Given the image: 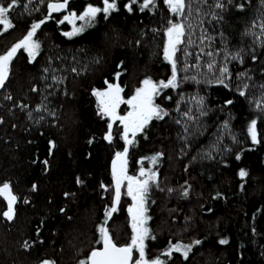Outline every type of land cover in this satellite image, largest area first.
I'll return each instance as SVG.
<instances>
[{"label": "trees", "instance_id": "trees-1", "mask_svg": "<svg viewBox=\"0 0 264 264\" xmlns=\"http://www.w3.org/2000/svg\"><path fill=\"white\" fill-rule=\"evenodd\" d=\"M49 1L20 0L10 13L14 27L0 26V54L18 42L17 29L26 31L23 23L45 19ZM128 2L117 0L118 11L107 18L98 14L92 26L69 37L64 33L73 24L59 23L64 12L79 15L88 4L103 7L102 0H69L63 13H52L37 31L36 59L21 49L12 61L0 89V186L9 182L18 199L9 221L2 215L7 200L0 195V264H79L101 245L97 227L115 194L110 161L126 143L118 121L112 141L105 138L110 120L98 114L93 90L106 87L105 81L115 83L118 71L125 100L146 78L170 79L165 28L181 20L186 32L175 57L179 87L162 89L155 98L168 115L152 119L127 146L129 176H139L141 167L158 173L146 196L148 227L156 237L145 242L147 258L159 256L167 264H264V110L256 107L264 96V0H186L183 17L164 0L143 12V0L132 12ZM82 23L77 20L76 26ZM225 65L227 87L216 83ZM244 83L249 87L241 96ZM201 97L203 107L197 103ZM252 119L259 143L248 133ZM157 153L163 155L153 164L150 157ZM241 169L248 173L244 178ZM126 193L124 181L118 211L107 224L122 245L132 236L133 201ZM195 240L202 243L187 259L178 252L161 255L171 244Z\"/></svg>", "mask_w": 264, "mask_h": 264}, {"label": "snow or ice", "instance_id": "snow-or-ice-1", "mask_svg": "<svg viewBox=\"0 0 264 264\" xmlns=\"http://www.w3.org/2000/svg\"><path fill=\"white\" fill-rule=\"evenodd\" d=\"M31 3V0H28ZM168 5L171 12L177 14L181 17L185 15V10L188 7L186 0H164ZM69 0H55L47 4L48 14L45 19H41L38 22H34L31 25L30 30L20 39L17 43L13 44L10 49L5 53L0 54V89L6 86V82L9 79L11 72V64L16 54L23 49L28 53V56L32 61L36 59L40 52V42L35 39L37 31L46 22L47 19H52V13L61 12L68 8ZM103 7H96L92 4H88L84 11L77 15L74 11H69L67 15L63 17L59 23H64V21H69L73 24V30L71 32H65V36H76L85 31L86 27H90L96 20L98 14H105V18L110 15L113 11H118L117 0H102ZM137 3V0H129L125 5L129 12L133 11V5ZM156 0H143L140 4L139 10L143 12L145 9L154 7ZM20 0H0V26L3 27L4 31L14 27L12 20L10 19V13L17 7H20ZM25 9L27 8L24 5ZM216 7L223 8L222 3H217ZM240 8L244 5L240 4ZM82 21L80 26H76V21ZM264 27V24L261 25ZM185 24L183 21L170 22L166 29L167 43L164 47V58L171 64V77L167 81H153L150 77L142 81V86L135 89L134 95L130 99L125 100L121 95L124 89L119 83V77L122 74L117 72L115 74V83H109L105 81L107 87L104 90L94 89L93 95L97 97L98 100V114L102 117H108L110 122L107 125L108 131L106 134V139L112 141V128L116 121H119L123 125V131L121 138L125 141L126 147L123 151L115 153V159L112 164V174L115 180L114 189V202L113 204L105 209V218L98 225L97 231L99 233L98 244L102 247L93 248L86 259L79 261V264H167L166 260L161 259L157 256L154 259L149 260L146 255V241L149 239H156L154 235H151V230L148 227V221L151 219L147 215L148 209L146 207V196L149 191L150 184L157 183L158 173L152 171L151 169L145 170L143 167L140 169L139 176H128L127 175V154L128 145H133L137 133L143 132L144 128L152 119L162 120L168 115V112L162 108L160 105L155 103L156 96L161 94L162 89L167 88H177L179 87L178 81V70H177V60L176 53L180 51L179 46L185 43ZM188 43H192L191 40ZM187 55V53H185ZM211 55V54H209ZM239 58V54L237 57ZM189 65L185 64L184 71H187ZM213 64H209L208 68L211 69ZM47 71V70H45ZM73 71H76L73 69ZM230 76L229 69L225 65L220 70V77L216 80V83L225 85V80ZM247 76V73H240V77L243 78ZM184 79H189L185 76ZM195 79V77H191ZM249 85L244 83L239 94L241 96L245 95V90H247ZM264 89V85H260ZM9 99L11 97H8ZM171 99V97H169ZM197 103L203 107V98L201 97ZM227 104H232V100L226 101ZM121 104H127L130 106V111L126 115H119L118 109ZM23 107V105H22ZM256 107L258 109L264 110V96L261 97L259 101L256 102ZM202 115L205 113H201ZM55 115V113H51ZM184 116L192 119L189 112H185ZM225 127H227V122H225ZM186 130V129H185ZM248 133L250 134L251 140L254 143L260 142V133L257 130V120L252 119L248 125ZM131 137V138H130ZM54 146V145H53ZM163 155V153H157L156 155L150 157L153 164L157 163L158 159ZM239 158V157H238ZM45 164L47 161L44 162ZM248 173L241 169L239 176L244 178ZM127 181V195L132 198L133 203L129 206L128 212L131 216V228L132 236L130 243L124 245H117L114 241L108 227V221L111 219L113 214L118 211V205L121 199V186L124 181ZM78 182H82L77 178ZM103 188H107L105 185H101ZM35 189V185L33 186ZM171 191V190H169ZM0 195H3L7 200V210L2 213L3 217H6L9 221L15 218V204L18 197L12 194L11 184L9 182H4L0 186ZM68 195V193H65ZM184 196L188 195L187 190L183 192ZM27 203V201H25ZM202 241L195 240L191 244L176 243L171 244L166 252L162 253V256L171 257L173 252L182 253L185 259L188 258L189 253L192 251L195 245L201 244ZM221 244L228 243L227 240H221ZM25 247H30V245L25 242ZM138 252V259L133 260V251ZM41 264H55L54 261L44 260Z\"/></svg>", "mask_w": 264, "mask_h": 264}, {"label": "rangeland", "instance_id": "rangeland-1", "mask_svg": "<svg viewBox=\"0 0 264 264\" xmlns=\"http://www.w3.org/2000/svg\"><path fill=\"white\" fill-rule=\"evenodd\" d=\"M50 1H51V0H50ZM50 1H49V2H50ZM49 2H48V3H49ZM48 3H47V4H48ZM47 10H48V9H47ZM62 13H63V12H62ZM62 15H63V17H64V16L66 15V13L64 12ZM25 17H26V16H23L22 19H25ZM169 24H170V23H169ZM169 24L166 25V28H165V34H166V29H167V27L169 26ZM23 25H24V26H23ZM23 25H20V24L18 25V24H17V27H18V28H20V27L23 26V27H24L23 29L26 30L23 34H21V33H22L21 30H20V29H19V30L17 29V31H16V35H15V39H18V41H19L20 39H22L23 36L26 35V33L30 30L32 23H31L29 26H26V24H24V23H23ZM1 27H2V26H1ZM2 28H3V27H2ZM15 43H17V41H16ZM166 43H167V34L165 35V40H164V44H165V45H166ZM11 46H12V45H10L8 49H10ZM141 86H142V85H141ZM141 86H140V87H141ZM106 87H107V86H106ZM106 87H104V88L101 89V90H104ZM138 88H139V87H138ZM134 93H135V91H134ZM134 93H133L132 95H134ZM132 95H131V96H132ZM131 96H130L128 99H130ZM126 100H127V99H126ZM124 108H125V109H124ZM130 110H131V109H130V106L127 105V104H126V105L124 104L123 106H120V107H119V109H118V113H119V115H126V113H127L128 111H130ZM118 122H119V121H118ZM119 123H120V122H119ZM120 125H121V127H122V129H123V125H122L121 123H120ZM127 175L129 176L128 173H127ZM125 181H126V180H125ZM126 182H127V181H126ZM122 185H123V184H122ZM137 253H138V252H137ZM137 259H138V258H137ZM150 260H151V259H150Z\"/></svg>", "mask_w": 264, "mask_h": 264}, {"label": "water", "instance_id": "water-1", "mask_svg": "<svg viewBox=\"0 0 264 264\" xmlns=\"http://www.w3.org/2000/svg\"><path fill=\"white\" fill-rule=\"evenodd\" d=\"M51 2H55V0H51L49 3H51ZM59 2H62V0H59ZM65 10H63V11H61V12H55V13H53V14H60V13H62V12H64ZM115 159V156L111 159V161H110V170H111V174H112V164H113V160ZM112 176H113V174H112ZM118 246L119 245H122V244H117ZM99 247H102V245H100V246H98V247H95V248H99Z\"/></svg>", "mask_w": 264, "mask_h": 264}]
</instances>
